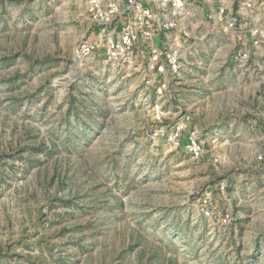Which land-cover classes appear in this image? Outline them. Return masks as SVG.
<instances>
[{"label": "rangeland", "instance_id": "rangeland-1", "mask_svg": "<svg viewBox=\"0 0 264 264\" xmlns=\"http://www.w3.org/2000/svg\"><path fill=\"white\" fill-rule=\"evenodd\" d=\"M206 1L159 97L143 59L76 55L79 0H0V264H264V59L236 67Z\"/></svg>", "mask_w": 264, "mask_h": 264}, {"label": "built area", "instance_id": "built-area-1", "mask_svg": "<svg viewBox=\"0 0 264 264\" xmlns=\"http://www.w3.org/2000/svg\"><path fill=\"white\" fill-rule=\"evenodd\" d=\"M79 1L85 24L76 55L97 54L114 61L141 58L146 66L147 86L159 97L165 96L171 80L177 79L184 68L183 51L193 47L196 40L195 25L189 23L201 10L196 0ZM206 2L214 26L230 33L235 41L231 56L236 67L243 69L251 60L264 59V0H217L215 5L212 0ZM154 111L158 121L168 118L160 102H156ZM175 118L176 123L167 132L168 142L199 158L205 149L198 128L189 125L192 115L180 110ZM162 132H166V127L157 131Z\"/></svg>", "mask_w": 264, "mask_h": 264}, {"label": "bare ground", "instance_id": "bare-ground-1", "mask_svg": "<svg viewBox=\"0 0 264 264\" xmlns=\"http://www.w3.org/2000/svg\"><path fill=\"white\" fill-rule=\"evenodd\" d=\"M81 62H82V60H81Z\"/></svg>", "mask_w": 264, "mask_h": 264}]
</instances>
